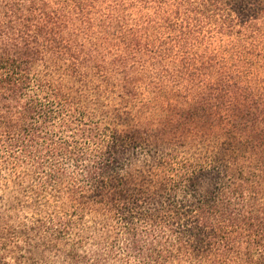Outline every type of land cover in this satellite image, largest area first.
<instances>
[{"label": "trees", "instance_id": "obj_1", "mask_svg": "<svg viewBox=\"0 0 264 264\" xmlns=\"http://www.w3.org/2000/svg\"><path fill=\"white\" fill-rule=\"evenodd\" d=\"M0 264H264V0H0Z\"/></svg>", "mask_w": 264, "mask_h": 264}]
</instances>
